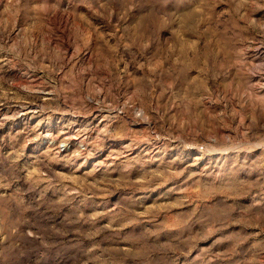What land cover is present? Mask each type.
I'll list each match as a JSON object with an SVG mask.
<instances>
[{"label": "rangeland", "instance_id": "1", "mask_svg": "<svg viewBox=\"0 0 264 264\" xmlns=\"http://www.w3.org/2000/svg\"><path fill=\"white\" fill-rule=\"evenodd\" d=\"M0 264H264V0H0Z\"/></svg>", "mask_w": 264, "mask_h": 264}]
</instances>
